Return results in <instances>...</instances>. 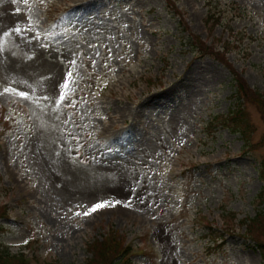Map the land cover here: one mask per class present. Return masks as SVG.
Masks as SVG:
<instances>
[{"label":"rangeland","instance_id":"rangeland-1","mask_svg":"<svg viewBox=\"0 0 264 264\" xmlns=\"http://www.w3.org/2000/svg\"><path fill=\"white\" fill-rule=\"evenodd\" d=\"M240 79L264 96V0H0L4 250L82 264L116 235L133 264H264V107Z\"/></svg>","mask_w":264,"mask_h":264},{"label":"trees","instance_id":"trees-1","mask_svg":"<svg viewBox=\"0 0 264 264\" xmlns=\"http://www.w3.org/2000/svg\"><path fill=\"white\" fill-rule=\"evenodd\" d=\"M198 48L202 50L203 45L202 42H196ZM210 51V49H207ZM211 52V51H210ZM217 58H220V52L217 51V53H213ZM237 89L238 93L241 98H246L251 103H254L261 107L263 111L264 107V96L263 94L257 93L254 94L250 89H247V86L245 85L244 81L242 79L237 80ZM236 100L237 97L235 96ZM228 116H231L229 118ZM225 120L228 123V128L235 132H240L242 136H244L246 143H250L249 140V131H250V121L246 116V112L244 111V105L243 103H238L237 107H234L230 114H227L225 116ZM260 176L262 178V181L264 182V161L262 160V168L260 170ZM262 197V194L260 195V198ZM264 197V192H263ZM8 215V209L6 205L2 204L0 202V219L6 217ZM259 217V214L256 216V218L251 220V223L248 224V229L250 228V232L252 230L256 229V231L260 230L261 227L260 221L257 222V218ZM257 222V223H256ZM255 224V227H253V224ZM0 230H2V225H0ZM91 248V258L88 259L86 263L82 264H133L130 260L131 257V245H128L127 247L124 246V243L121 239L117 238L116 235H114L112 238L104 237L103 239H95L92 244L90 245ZM0 264H27L25 260V256L23 253L19 255H12L7 250H4L2 245L0 244Z\"/></svg>","mask_w":264,"mask_h":264},{"label":"snow or ice","instance_id":"snow-or-ice-1","mask_svg":"<svg viewBox=\"0 0 264 264\" xmlns=\"http://www.w3.org/2000/svg\"><path fill=\"white\" fill-rule=\"evenodd\" d=\"M25 3H27V0H25ZM69 75H71L70 72H68L66 74V76H69ZM7 91H9V90L8 89H5V92H7ZM21 95H23V93H21ZM116 203H119V201H117ZM106 206H108L107 205V202H98L95 205H93L88 211L84 212L83 215L84 216H88L90 213H95L98 210H100V209H102V208H104ZM77 215H79V213H77Z\"/></svg>","mask_w":264,"mask_h":264}]
</instances>
